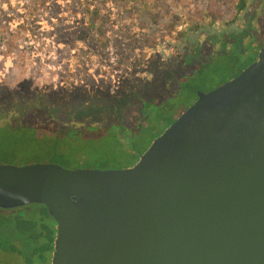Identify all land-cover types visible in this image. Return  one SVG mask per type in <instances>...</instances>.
<instances>
[{"label": "rangeland", "instance_id": "rangeland-1", "mask_svg": "<svg viewBox=\"0 0 264 264\" xmlns=\"http://www.w3.org/2000/svg\"><path fill=\"white\" fill-rule=\"evenodd\" d=\"M237 2L0 0V118L14 115L31 121L39 116L56 120L63 130L0 132V151L14 156L12 161L0 153V163L52 162L67 169L133 166L196 100L197 91L232 79L264 47L259 0H250L254 9L239 15ZM225 37L235 46L222 47ZM191 58H204V63L190 67L175 95L164 98L165 73L180 70ZM165 67L149 84L154 72ZM127 90H133L131 100L160 94L162 101L148 106L143 124L134 112L137 100L126 102ZM116 116L130 134L107 129ZM71 124L78 127L70 130ZM18 219L0 210V264H24L32 250ZM18 246L25 249L22 255Z\"/></svg>", "mask_w": 264, "mask_h": 264}, {"label": "water", "instance_id": "water-1", "mask_svg": "<svg viewBox=\"0 0 264 264\" xmlns=\"http://www.w3.org/2000/svg\"><path fill=\"white\" fill-rule=\"evenodd\" d=\"M42 204L51 264H264V47L127 168L0 163V208Z\"/></svg>", "mask_w": 264, "mask_h": 264}, {"label": "trees", "instance_id": "trees-1", "mask_svg": "<svg viewBox=\"0 0 264 264\" xmlns=\"http://www.w3.org/2000/svg\"><path fill=\"white\" fill-rule=\"evenodd\" d=\"M249 1L250 0H238L237 2V5H236V15H239L240 13H243L245 12L246 10H250V9H254V6H250L249 5ZM258 15H263L264 14V0H259V3H258ZM262 19V18H261ZM228 40H230V44H228ZM227 45H232L233 47L235 46V42L233 40H231L229 37H225L224 39H221V46L222 47H226ZM208 53H212L211 51H209ZM207 53V54H208ZM216 53V52H215ZM206 56V55H205ZM204 56V58H205ZM204 58L203 60H200V61H193V59L191 58L190 61L185 64L184 66H182V68L180 70H176L175 72H173V70L169 71L168 73H165V89L162 90L165 91L164 92V98H166L165 94L168 93L170 96L172 95H175V93L180 89L181 87V80H182V75H189L188 73V70H190V67H194L195 68V65L198 66V64H203L204 63ZM166 69H168V67H165L164 69H162L161 71H158V72H154V76L156 77L155 79L153 80H149V84H153L154 81L157 80V78L159 76H161L165 71ZM164 70V71H163ZM163 71V72H162ZM159 91L161 90V88L158 89ZM128 92V99L126 100V102L128 101H136V111H134L136 113V115L140 116L139 117V120L138 122H141V124H143V122L146 120L145 119V115L147 114V108L148 106L150 105H156L158 104L160 101V94L157 95V94H152L148 99H145V100H139V99H136L135 98L133 100L132 99V95L131 93L133 92V90H127ZM161 92V91H160ZM157 93V92H156ZM120 97V96H119ZM97 99V97H95ZM124 101V100H123ZM101 103V102H100ZM85 105H88L90 106V104L88 103H85ZM147 105V106H146ZM146 106V107H145ZM62 113L64 115H66L67 113V107H64L62 109ZM116 120L114 123H111L109 126H107L108 128L107 129H116L117 131H122L124 133H127L130 132L129 129L126 128V125L124 124V122H121L123 120H120V118H118L116 116ZM74 124V123H73ZM60 126V123H58L56 120L55 121H49V119H43L39 116H35L31 121L27 120V119H22V117L20 116H14V115H11L9 117H6V118H0V132H9L11 133L12 130L14 129H17V128H24V127H32V128H41V127H44V128H50V129H57L59 131H63L59 126ZM103 125H99V124H94V128L96 129H101ZM78 127V126H77ZM77 127H72V124L70 126V130H75ZM104 127V126H103ZM105 129V127L103 128ZM76 131H74V135H75ZM127 134H130V133H127ZM2 157L5 156L4 159H10L13 161L14 159V156H13V153L9 150H2L0 151ZM134 156V155H133ZM135 157V156H134ZM131 158V157H130ZM137 161V158H135V162ZM121 168V167H119ZM28 207L29 206H32V207H35L36 210L38 212V215L41 216V217H48L53 223H54V220L53 218L48 214L47 212V209L44 205L42 204H29L27 205ZM25 206V207H27ZM27 207V208H28ZM49 236V240L52 241L53 239V236H54V230H49L48 231V234Z\"/></svg>", "mask_w": 264, "mask_h": 264}, {"label": "flooded vegetation", "instance_id": "flooded-vegetation-1", "mask_svg": "<svg viewBox=\"0 0 264 264\" xmlns=\"http://www.w3.org/2000/svg\"><path fill=\"white\" fill-rule=\"evenodd\" d=\"M256 59L257 56L255 57V60ZM25 206L16 209L0 208V210H6L9 214L19 217V219L17 220V227L23 234H25V236H28L29 242L32 243V250L25 257L24 264H51L54 252L55 238L57 235V224L54 219L53 223L48 217L39 216L37 211H27V207ZM52 229L54 230V236L52 241H50L47 234L48 231ZM26 245H28V243ZM13 246L14 245H12V247ZM21 248L22 246L18 248L19 250L17 252L22 255L25 249L23 250V248Z\"/></svg>", "mask_w": 264, "mask_h": 264}]
</instances>
